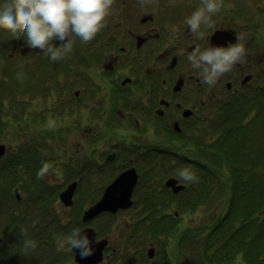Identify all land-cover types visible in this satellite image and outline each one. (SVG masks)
<instances>
[{
	"label": "flooded vegetation",
	"instance_id": "flooded-vegetation-1",
	"mask_svg": "<svg viewBox=\"0 0 264 264\" xmlns=\"http://www.w3.org/2000/svg\"><path fill=\"white\" fill-rule=\"evenodd\" d=\"M118 2L114 0L96 37L86 44L76 38L60 61L28 45L17 57L10 53L0 58V188L12 189L19 203L28 197L22 189H38L29 197L34 206L46 195L50 198L52 189L77 182L76 189L92 193L82 213L74 217L73 211V229L78 221L75 226L84 229L101 216L109 217L105 232L95 226L96 240L107 239L98 264H184L178 250L190 245L185 236L197 189L183 195L190 183L168 169L189 168L198 175L214 160L220 166L213 149L218 140L211 142L219 134L211 138L212 146H206L203 135L240 103L264 107V0H222L210 25H202L196 34L185 21L201 0ZM53 43L60 44L57 39ZM234 43L244 44V62L214 86L202 83L187 54ZM44 164L49 170L38 179ZM131 168L137 175L133 203L83 221L84 210ZM163 171L167 177L160 184L158 172ZM170 177L186 188L174 192L165 184ZM164 186L173 197L159 196ZM62 191L53 193L55 200H61ZM5 195L0 201L6 202ZM7 201L11 203L10 196ZM111 219L128 220L126 228L118 229L119 239L111 237L116 225ZM166 219L169 231L161 235L159 221Z\"/></svg>",
	"mask_w": 264,
	"mask_h": 264
},
{
	"label": "trees",
	"instance_id": "trees-1",
	"mask_svg": "<svg viewBox=\"0 0 264 264\" xmlns=\"http://www.w3.org/2000/svg\"><path fill=\"white\" fill-rule=\"evenodd\" d=\"M20 38L22 39V36L17 39L16 43L20 41ZM24 39L23 37V42ZM0 40L6 43L10 42V38L6 40V38L0 37ZM0 52L2 55H7L3 49ZM7 70L8 68L3 67L2 71ZM253 111L254 114H252ZM218 124H222L223 130L217 140L219 142L223 136V142H228V144H220L217 150L213 147L214 153L220 156L217 159L220 161V166L214 160L210 162L206 171L198 173L197 178L204 182V185L199 183L202 188H192L197 191L192 195L189 209L197 210L212 191L214 184L223 187L224 206L222 209L214 211V217L203 219L204 223L198 228L195 225L188 226L189 233H186L185 240L190 244L198 245L201 264H264V172H254L259 169L257 166L261 165L260 158H264V107L262 106L258 110L257 106H250L247 102L240 103L238 107H235V110L229 109ZM260 137L263 139L261 156L259 151L255 150V157L250 160L236 159L237 155L243 154V151H248L251 148V142L254 144L259 142ZM240 167L244 169L239 170ZM189 183L192 184V182ZM23 190L31 195L38 189L25 188ZM148 192L149 196H153L152 189ZM158 192L159 196L173 197L165 190V186ZM5 193H7L6 201L9 196L11 197V209L17 204L18 207H25L23 201L20 203L16 201L12 189H6ZM3 197L4 195H0V199ZM52 200H55L54 197L49 198L46 195L36 202L38 204L34 205V212H36V208L40 211L43 204L47 207L51 206ZM15 209L17 208L15 207ZM4 211L7 209L0 208V223L4 224L8 230L5 232L6 234L3 232L4 236H0V264H20L21 262L22 264H32L33 259L30 258L34 251L24 250L25 239L35 242L42 236L49 237L46 240L51 239L54 234L40 232L44 229L63 228L68 235L73 230L72 226L66 227V223L60 221L50 207L48 210H42L45 217L38 220L35 225L32 224L31 227L29 224L30 213L27 214V211L21 212L19 216L15 213L11 214L13 218L8 217L9 222L7 216L3 217ZM160 215L162 214L158 216ZM48 222H53V224L48 225ZM166 223L167 219L159 221V234H168L169 229ZM78 224H80L79 221L74 223V228H78L75 226ZM22 230L27 234L26 237L23 236ZM48 264L66 263L64 258L59 256L53 258Z\"/></svg>",
	"mask_w": 264,
	"mask_h": 264
},
{
	"label": "clouds",
	"instance_id": "clouds-1",
	"mask_svg": "<svg viewBox=\"0 0 264 264\" xmlns=\"http://www.w3.org/2000/svg\"><path fill=\"white\" fill-rule=\"evenodd\" d=\"M138 2L144 5L149 0ZM113 4L114 0H7L0 6V29L10 31L16 37H24L30 48L40 49L56 62L67 57L76 38L86 44L96 37L106 26ZM221 6L222 0H201V6L185 21L189 30L196 34L202 25L209 26L211 15ZM55 39L60 41L58 46L53 43ZM237 40H243V36H238ZM245 52L243 43L227 47L209 46L188 53L187 59L192 68L199 71L202 83L211 87L235 64L244 62ZM48 170L49 165L44 164L37 172V178L43 179ZM177 175L186 183L198 179L189 168H183ZM23 236L27 234L23 232ZM93 242L84 230L74 228L58 242V250H75L81 259H85L93 254ZM23 247L25 250L35 249L36 242L25 239Z\"/></svg>",
	"mask_w": 264,
	"mask_h": 264
},
{
	"label": "rangeland",
	"instance_id": "rangeland-1",
	"mask_svg": "<svg viewBox=\"0 0 264 264\" xmlns=\"http://www.w3.org/2000/svg\"><path fill=\"white\" fill-rule=\"evenodd\" d=\"M119 1V2H118ZM120 1L122 0H115V2L120 3ZM7 0H0V6H2L4 3H6ZM0 37L1 38H6V40H8L10 38V42L6 43L2 40H0V51L3 49L5 51V53L7 55L11 54H15L14 56L17 57L19 54L24 53L25 52V48L24 46H26V41L23 42V37L22 39L20 38V41L18 43L17 39L19 37L14 36L10 31L4 30V29H0ZM54 42V41H53ZM5 43V44H3ZM12 56V55H10ZM21 57V56H19ZM0 58H3L2 52H0ZM19 64H17L15 66V68H18ZM21 67V66H20ZM70 73H72V70H69ZM1 77V76H0ZM258 110H260V108H258ZM255 111V110H254ZM252 112V114H254L255 112ZM252 114H249L250 116H252ZM248 116V115H247ZM216 117V116H215ZM216 119V118H215ZM223 130V126L222 124H217L211 131H208L207 134H204L203 136H206L205 138H203V142H206V146H212L213 143H211L212 141L217 140L220 136H216V139L211 140V138L215 137L216 134H219L222 132ZM215 131V132H214ZM202 136V137H203ZM223 137V136H222ZM219 140V142L215 143V145L213 146L216 150L218 149V146L220 144H228V142L224 143L223 140L224 138H222ZM211 140V142H210ZM198 144H202L205 145L203 143H200L199 141H197ZM262 144H263V139L260 137L259 142H257L256 144H254L253 142H251V148L248 149V151H243V154H239L237 155L238 158L236 159H242V160H250L251 158L255 157V150H258L260 153V156L262 155L261 151H262ZM245 145L247 147L246 144V140H245ZM210 159H213V156L208 153L207 155ZM260 158V157H259ZM260 164L259 166H257L259 169L254 170V172L258 173V172H264V158L261 157L260 158ZM253 166V165H252ZM244 169L242 167L239 168V170ZM169 173L177 175V173L179 171H171L168 169ZM159 174V179H160V184H162V182H164V178L167 177L165 176L164 171L163 172H158ZM237 174V172H236ZM195 175L197 177V173L195 172ZM65 177H69L70 174L64 175ZM204 184V182H202L200 179H197L196 182H192L191 184V189L188 192H183V195H187L191 192L193 187H197L198 184ZM199 188H202V186H198ZM65 187L64 186H58L54 189H52L50 192V198H52L54 196V192L57 191V193H59L61 190H64ZM6 189L4 188H0V193L4 194L2 191H5ZM90 189L85 188V187H81V188H77L74 191V204L72 205V207H68L65 206L60 199L56 200H52L50 209L51 211H54L55 214H57L58 218L60 221L65 222L66 223V227L72 226V213L74 211V217L79 215L80 213H82L83 207L85 206V203L91 199V193L89 191ZM22 194L24 195L23 191L25 190H21ZM88 196L90 197V199L88 198ZM30 195L28 194V197L25 200V207H22L21 209L18 207L19 205L17 204L15 207L17 209L20 210V212H26L27 214H29L30 219V227L33 225H35L38 220L44 218L45 216L42 214V210H48L49 207H47L46 205L43 204V206L41 207V210L38 211V209L36 208V212H34V206L32 205V203L29 200ZM223 187H221L220 185L216 184L213 187V191L210 193L209 197L205 200V202L201 205L200 208H198V210H194V212L191 213V221L189 225H195L197 228L203 224L204 220L203 219H207V217H214V211L215 210H220L223 208L224 206V200H223ZM88 198V200H87ZM93 198V197H92ZM183 198H182V206H183ZM21 201V200H19ZM204 201V200H203ZM34 204H38V203H34ZM8 205H10V203L8 201L4 202L3 200L0 201V208H5L7 209V211H4L3 217L7 216V220L9 222L8 217H11V214L14 213L15 211V207H13L12 209L9 210ZM4 210V209H2ZM49 216V215H48ZM106 216H101L99 217L97 220H95L92 225L95 228V226H97V229H102L104 232L106 230V228L103 226L105 224V222L107 221V219L109 217ZM13 218V217H11ZM78 219H74V221H76ZM110 221H112V225H114V223L116 222L115 219H111ZM116 225L113 226V233L111 234V237L117 238L119 239L118 236V229L119 228H126L128 226V220L126 219H118L117 222L115 223ZM25 227V226H24ZM5 228V225L0 223V236H4L2 235L3 232L5 233L8 228ZM40 232H47L48 233H52L54 234V236L51 239L46 240V238L49 237H44L42 236L37 242H36V247L35 249H29V250H33L34 253L32 254V257L30 258L32 260V264H48L53 258H57V257H61L62 259L64 258L65 263L66 264H71L74 260V254L73 251H69L67 250V248L65 249H61L58 250V242L60 240H62L63 238H65L68 234L65 232V230L63 228H57L52 229L51 230H42ZM61 232V233H60ZM6 234V233H5ZM59 236V237H57ZM118 239H115L114 242L115 244L118 243ZM48 241V242H46ZM25 250V249H24ZM179 252V257L181 258V260H183L184 264H188V262L191 261V264H201V260H200V249L198 247L197 244H190L186 247L181 248L180 250H178ZM22 264V262L20 263ZM101 264H109V263H101Z\"/></svg>",
	"mask_w": 264,
	"mask_h": 264
},
{
	"label": "water",
	"instance_id": "water-1",
	"mask_svg": "<svg viewBox=\"0 0 264 264\" xmlns=\"http://www.w3.org/2000/svg\"><path fill=\"white\" fill-rule=\"evenodd\" d=\"M58 42H60L57 39ZM4 154V145H0V159ZM137 182V175L134 168L128 169L119 175L115 181L109 184L102 197L94 204L87 207L82 216L83 221H89L103 211L116 212L119 208H126L133 203L132 194ZM166 185L171 187L174 192L184 190L185 184H180L178 179L170 177L166 180ZM77 182L71 183L65 190L60 193L62 202L69 206L73 202V194L76 189ZM18 195V194H17ZM84 232L87 233L93 242V254L85 259H81L79 254L74 250V260L80 264H98L104 258V248L107 245V239L96 240V230L93 227H86Z\"/></svg>",
	"mask_w": 264,
	"mask_h": 264
}]
</instances>
